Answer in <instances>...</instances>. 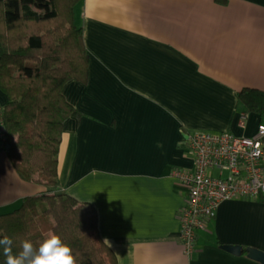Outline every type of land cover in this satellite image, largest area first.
<instances>
[{
  "label": "crops",
  "instance_id": "0c3cea01",
  "mask_svg": "<svg viewBox=\"0 0 264 264\" xmlns=\"http://www.w3.org/2000/svg\"><path fill=\"white\" fill-rule=\"evenodd\" d=\"M73 2L88 79L63 85L80 114L63 122L58 177L95 208L117 264H264L246 251L264 250V194L220 201L186 254L178 208L188 185L175 174L194 166L193 131L252 134L264 122L248 110L236 122L238 91L264 89V0ZM3 144L0 212L43 188L18 174Z\"/></svg>",
  "mask_w": 264,
  "mask_h": 264
},
{
  "label": "trees",
  "instance_id": "16d2710c",
  "mask_svg": "<svg viewBox=\"0 0 264 264\" xmlns=\"http://www.w3.org/2000/svg\"><path fill=\"white\" fill-rule=\"evenodd\" d=\"M88 66L73 0H0L3 148L23 179L43 187L0 212V238H11L19 251L24 240L38 247L57 234L71 246L77 264H117L115 251L99 231L95 208L69 194L58 177L63 122L80 114L65 98L63 85L70 79L86 81ZM238 101L244 111L264 118V89L243 87ZM5 261L0 249V264Z\"/></svg>",
  "mask_w": 264,
  "mask_h": 264
},
{
  "label": "built area",
  "instance_id": "2783aa9c",
  "mask_svg": "<svg viewBox=\"0 0 264 264\" xmlns=\"http://www.w3.org/2000/svg\"><path fill=\"white\" fill-rule=\"evenodd\" d=\"M3 110L0 102L1 143L6 141ZM246 117L247 111H240L237 124L243 125ZM188 149L193 168L179 169L175 174L188 185V195L178 208V222L185 253L191 254L196 229L207 227L220 201L264 194V122H258L252 134L195 130L189 134Z\"/></svg>",
  "mask_w": 264,
  "mask_h": 264
},
{
  "label": "clouds",
  "instance_id": "9594fccd",
  "mask_svg": "<svg viewBox=\"0 0 264 264\" xmlns=\"http://www.w3.org/2000/svg\"><path fill=\"white\" fill-rule=\"evenodd\" d=\"M0 249L6 257L5 264H77L71 246L57 234L44 239L38 247L24 240L19 251H14L13 240L5 236L0 238Z\"/></svg>",
  "mask_w": 264,
  "mask_h": 264
},
{
  "label": "water",
  "instance_id": "95a60500",
  "mask_svg": "<svg viewBox=\"0 0 264 264\" xmlns=\"http://www.w3.org/2000/svg\"><path fill=\"white\" fill-rule=\"evenodd\" d=\"M6 147H9V143L6 144ZM221 246L231 252L240 253L242 250V247L238 244H232V243H223ZM247 255L264 263V250L260 249L255 246H247L246 247Z\"/></svg>",
  "mask_w": 264,
  "mask_h": 264
},
{
  "label": "rangeland",
  "instance_id": "374dc122",
  "mask_svg": "<svg viewBox=\"0 0 264 264\" xmlns=\"http://www.w3.org/2000/svg\"><path fill=\"white\" fill-rule=\"evenodd\" d=\"M17 205V204H16ZM15 206H13V208H14ZM12 207L11 208H6V210H4V211H8V210H11V209H13Z\"/></svg>",
  "mask_w": 264,
  "mask_h": 264
}]
</instances>
